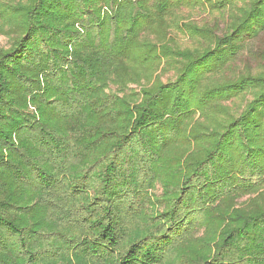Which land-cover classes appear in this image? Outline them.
Returning a JSON list of instances; mask_svg holds the SVG:
<instances>
[{"label":"trees","instance_id":"1","mask_svg":"<svg viewBox=\"0 0 264 264\" xmlns=\"http://www.w3.org/2000/svg\"><path fill=\"white\" fill-rule=\"evenodd\" d=\"M0 35V264H264V0H0Z\"/></svg>","mask_w":264,"mask_h":264},{"label":"rangeland","instance_id":"2","mask_svg":"<svg viewBox=\"0 0 264 264\" xmlns=\"http://www.w3.org/2000/svg\"><path fill=\"white\" fill-rule=\"evenodd\" d=\"M6 41H7L6 37L3 36V35H0V45L5 46L6 45ZM156 192L158 193L159 189H157Z\"/></svg>","mask_w":264,"mask_h":264}]
</instances>
